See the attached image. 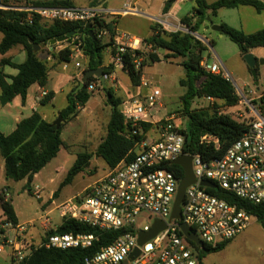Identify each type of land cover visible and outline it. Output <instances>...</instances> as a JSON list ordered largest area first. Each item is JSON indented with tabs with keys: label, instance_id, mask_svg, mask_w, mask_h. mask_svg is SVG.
Wrapping results in <instances>:
<instances>
[{
	"label": "built area",
	"instance_id": "obj_1",
	"mask_svg": "<svg viewBox=\"0 0 264 264\" xmlns=\"http://www.w3.org/2000/svg\"><path fill=\"white\" fill-rule=\"evenodd\" d=\"M0 8L7 9L1 4ZM15 9L25 11L29 22L37 18L50 23L84 22L95 26L105 21L114 22L115 27L117 16L139 13L131 5L117 12L103 4L88 7L28 4ZM159 21L167 32L190 33L182 24L173 25L164 19ZM97 37L103 40L110 37V32L106 28H98ZM114 43L116 50L111 62L122 68L123 56L129 51L139 50L141 44L136 37L119 33L117 29ZM58 44H64L63 49L71 50L69 63L74 62L77 69L84 68L88 58L80 34ZM135 63L139 67L138 60ZM201 66L206 72L228 79L217 63L209 66L203 60ZM104 78L108 82L112 80V74H104ZM96 79L97 82L88 86L89 92L101 86L100 80ZM142 86L149 88V92L141 98L124 101L121 105L126 122L137 128L132 134L140 137L132 150L134 157L110 168L82 193L57 207L62 221L75 219L95 229L96 233L47 234L49 229H46L43 238L36 243L32 236L26 238L24 235L28 228L35 225L34 221L27 228L24 225L15 226L3 211L0 228L19 232L15 239L2 236L4 239L0 243V254L4 252V247H9L11 264H24L32 252L39 248L92 250L99 236L116 232L118 236L108 245L88 254L84 264H204L197 250L201 248L188 240L182 225L196 233L204 245L212 247L235 239L248 228L252 216L241 206V201L254 205L264 204V112L260 113L251 100L242 95L241 98L253 113V117L245 122L247 130L221 157L204 161L200 155L185 151V136L181 132L185 129L182 118L171 114L156 120L157 109L163 108L160 90L149 82H144ZM46 95L47 92H43V96ZM146 124L151 125V128L144 130ZM200 143L213 144L217 148L220 145L219 139L212 135H204ZM181 156L192 157L196 181L185 191L181 218L172 219L183 178H180L177 171L168 169V166H178L172 162ZM203 181H209L215 188L203 186ZM217 190L227 193L228 197L211 193ZM3 194L8 201V190L4 189ZM42 219L45 220L43 228H48L51 224L50 213L43 211ZM157 220L163 222L165 228L154 238L140 244V234L150 232ZM137 250L138 255H135Z\"/></svg>",
	"mask_w": 264,
	"mask_h": 264
},
{
	"label": "trees",
	"instance_id": "obj_2",
	"mask_svg": "<svg viewBox=\"0 0 264 264\" xmlns=\"http://www.w3.org/2000/svg\"><path fill=\"white\" fill-rule=\"evenodd\" d=\"M176 0H165L163 13L167 14ZM195 7L193 11L181 19V24L187 27L190 33L182 31L167 32L163 26L158 23L152 25V36L145 42L153 50L161 49L167 52L166 59H181L180 65L187 70L186 79H182L180 84L187 87L188 92L182 111L186 115V126L181 132L185 136V151L192 155L198 154L204 161H210L221 157L226 150L239 139L247 130L245 122H238L229 114L220 112V108H208L203 110H191L189 102L190 97L213 98L216 101L223 102L224 107H235L241 101L235 87L222 75L206 72L201 66L204 60V53L207 46L192 34L197 33L207 17L216 16L218 10L222 8H238L240 6L253 7L258 13L264 12V3L260 0H217L209 4L207 0H194ZM7 9H0V32L3 39L0 42V54L5 55L15 47L21 46L26 52V60L23 63H13L10 59L3 58L0 67L10 66L18 70L16 76H10L4 73L0 68V104L5 106L11 103L16 97H21L24 104L28 90L34 84L41 88H46L49 84V68L45 61H42L39 54L34 52V44L41 48L48 47V52L54 56L55 46L51 42L58 40L69 33L78 29L79 24L67 22H48L45 24L37 18L33 21H27L28 14L25 11L16 10L15 6L9 5L5 0L1 2ZM102 4V0H95L93 6ZM36 6H73L70 0H54L50 2H34ZM223 33L234 42L242 56L250 53L251 50L264 47V29L255 33L247 34L244 31L222 23ZM106 28L110 32L109 42L105 43L97 37V29ZM114 22H98L94 26V37L87 32L80 35L82 47L87 55L88 64L85 73L88 70H96L104 67V74H112V66H104L105 51L114 46L115 36ZM213 47L214 43H209ZM69 48L59 51L58 58L62 62H69L71 55ZM115 54V50H113ZM143 53L140 50L129 51L124 56L123 70L127 72L133 86H139L143 77V68L147 65L144 61L137 67L135 63ZM149 60L152 63L160 62L162 59L155 53L149 54ZM97 80L90 77L87 82L80 83L74 87L68 94V106L61 111L63 123L59 128L46 121L39 112L23 119L17 128L9 135L0 131V158L4 161L5 177L9 181L19 182L27 180V186L30 188L34 177L44 169L54 158L57 157L61 147L64 145L62 140V130L65 124L73 121L84 109L93 96L88 91V86ZM110 89L111 99H108L111 105V116L107 127V134L98 146L96 156L102 158L109 168H114L123 160H131L134 157L133 149L139 140V135H133V128L126 122L121 112V101L115 98L114 91ZM54 97V92L49 91L41 103L47 104ZM264 101V98L261 99ZM144 130L151 128V125L143 126ZM204 135H212L219 139L220 145L217 148L213 144H201V138ZM91 154H79L74 166L68 172L62 186L71 184L74 178L83 172L89 165ZM168 169L178 172L180 178L184 177V171L179 166L169 165ZM217 196L228 197L227 193L220 190L211 191ZM243 208L260 222L264 221V204L254 205L241 201ZM0 206L9 220L16 226L18 218L10 200H5V195L0 194ZM5 230L0 228V236L5 234ZM52 233H73V234H92L96 230L75 220L64 219L56 230ZM118 236V233H104L99 236L92 250H48L39 248L25 260L24 264H84L85 257L98 251L103 246L108 245ZM230 241L222 243L217 247L205 245L204 250L192 246L199 251L200 260L203 261L206 255L222 251Z\"/></svg>",
	"mask_w": 264,
	"mask_h": 264
},
{
	"label": "rangeland",
	"instance_id": "obj_3",
	"mask_svg": "<svg viewBox=\"0 0 264 264\" xmlns=\"http://www.w3.org/2000/svg\"><path fill=\"white\" fill-rule=\"evenodd\" d=\"M36 1L50 2L54 0ZM94 1L70 0L73 6L82 7L93 6ZM106 1L107 6L118 7L120 9H124L125 4L129 3L133 5L138 1L137 9L140 11V14H128L122 18H118V29L119 33H128L139 38L142 34H147L150 29V23L146 15L156 18L161 17L164 5L163 0ZM260 1L264 2V0ZM1 2L3 0H0V4ZM102 4L105 5V3ZM3 6L6 7L5 5ZM181 6L183 8L176 12V16L179 19L193 11L195 2L194 0H186ZM210 18L212 24L208 21L207 17L199 31L194 33L193 36L208 48L204 53V61L209 66H212L214 63L220 66L223 73L235 87L241 101L237 106L230 108L224 107L223 102L210 101L207 98L196 96L190 97L187 101L189 102L190 109L193 111L215 108L217 106L220 108V112L231 115L236 121L247 122L253 117V113L247 103L243 101L244 99L241 98L242 95L246 99L251 100L252 105L256 106L260 113L264 112V101L261 100L262 97L264 98V47L253 49L250 52L257 59L255 66L257 76L254 77L253 70L249 67L244 56L241 55L238 46L226 34L214 31L212 25H219L221 22H225L237 29H242L243 27L246 33H255L264 29V12L258 13L253 7L247 6L235 9L224 8L220 14L210 16ZM116 20L117 18L114 21ZM43 23L50 24L48 22ZM2 36L3 34L0 32V42ZM103 42H109V37L103 38ZM210 42L214 43L213 47L210 46ZM55 45L56 56L48 52V47L43 46L40 49V58L46 62L49 71L58 72L61 76L60 82L68 79V82L72 84L79 83L87 67L77 69L74 66V62L66 66L65 62H62L58 58V53L61 51L58 43ZM140 49L143 55L138 58V66H140L142 61L147 65L143 68V77L139 86H133L127 72L122 67H118L111 62L113 50H116L115 47L112 46L109 48L110 51L108 49L105 51L104 65L113 67L112 80L107 82L108 87L114 91L115 98L120 99L122 105L124 101L141 98L145 93H148L149 88H144L142 85L144 82L151 83L156 89L160 90L161 103L163 105L162 109H157L158 115L156 120L174 114L176 117L183 119V127L185 128L186 115L182 111V104L185 101L188 89L187 87H183L180 81L186 79L187 70L179 64L181 63V59H166L164 58L167 54L166 51L161 49L153 50L143 43ZM150 53L157 54L162 60L152 63L149 60ZM16 60L21 62L23 59L21 57ZM93 82L97 81L94 80ZM91 93H93V96L77 119L65 124L61 136L64 145L61 147L57 157L37 174L35 184L29 188L27 180L19 182L11 181L9 183L10 191L7 189L9 192L8 196L18 213L20 224L27 228L32 221H38L36 225H39H34L35 227L29 230L33 235V241L36 243L43 238L46 229H49V231L56 230L63 222L59 217L57 207L82 193L86 187L93 184L110 169L105 161L97 157L95 153L107 134V127L111 116V105L102 85L98 86ZM64 104L63 97L60 95L55 105L61 107ZM2 114L3 112H0V129L2 128L1 123L5 121ZM83 153L92 155L88 167L77 175L71 184L62 186L68 172L76 163L79 154ZM1 164L3 165V162ZM3 173L0 174V189L4 186L3 181L6 180ZM36 186L38 188H35ZM40 208L41 211L39 213ZM43 210L50 213L51 224L48 228L41 226L45 222L44 219L41 220L40 218L43 216ZM3 239L0 236V243H2ZM4 248V252L0 254V264H10L8 257L10 249L9 247ZM204 264H264V227L262 226V222L255 217H251L248 228L235 239L231 240L222 251L206 255Z\"/></svg>",
	"mask_w": 264,
	"mask_h": 264
},
{
	"label": "crops",
	"instance_id": "obj_4",
	"mask_svg": "<svg viewBox=\"0 0 264 264\" xmlns=\"http://www.w3.org/2000/svg\"><path fill=\"white\" fill-rule=\"evenodd\" d=\"M4 1V0H3ZM5 1H7V3L9 4V5H12V6H15V7H25L26 5H28V4H34V2H41V1H36V0H5ZM164 1V4H165V0H163ZM217 0H207V2L209 3V4H211V3H214V2H216ZM184 1H178V2H175L174 3V5L172 6V8H171V10L167 13V14H164L163 13V7H164V5H163V7H162V15H161V17H159V18H156V17H153V16H151V15H146V16H148V20H149V23H150V29H149V31H148V33L147 34H142V36H140V38L139 37H137V36H134V37H136V39H138L139 41H140V45H139V50H141L140 49V46L142 45V43L144 44V45H146L147 46V43L145 42L147 39H149L151 36H152V34H153V31H152V25L154 24V23H158V24H161L160 23V21H159V19H164V20H167V21H169V23H171V24H173V25H178V24H181V19H179L177 16H176V12L178 11V10H180L181 8H183L182 6H181V4L183 3ZM102 3H105V5L104 6H106L107 8H109V9H112V10H115V11H117V12H119V11H121V10H123V9H120V8H118V7H113V6H107V1L106 0H102ZM264 3V2H263ZM126 5H131V4H125V6ZM137 5H138V1L135 3V4H133V5H131L134 9H136L137 11H139L138 9H137ZM195 7V6H194ZM240 7H245V6H240ZM240 7H238V8H240ZM247 7H249V6H247ZM125 8V7H124ZM194 9V8H193ZM224 8H222V9H220V10H218V13H217V15L218 14H220V12L223 10ZM235 9V8H234ZM191 13V12H190ZM189 13V14H190ZM136 14H140V11H139V13H136ZM188 15V14H187ZM216 15V16H217ZM123 16H125V15H120V16H118V17H116L117 18V20H116V29L118 30V32H119V29H118V18H122ZM222 23H225V22H221L219 25H221ZM225 24H227V23H225ZM229 25V24H228ZM229 26H231V27H234V26H232V25H229ZM165 28V27H164ZM235 28V27H234ZM240 30H242V31H244L245 32V29L242 27V29H240ZM246 33V32H245ZM247 34H251V33H247ZM2 39H3V36H2ZM2 41V40H1ZM59 45V48L61 49V50H63V48H62V46L64 45V44H58ZM150 47V46H149ZM108 51H110L109 50V48H108ZM105 54V53H104ZM39 56H40V54H39ZM22 57V61L21 62H18L16 59H18V58H21ZM3 58H7V59H10L13 63H17V64H20V63H23L25 60H26V52L24 51V49H23V47H15V48H13L12 50H10L9 52H7L5 55H1L0 54V59H3ZM48 59H50V58H48ZM206 62V61H205ZM72 63V62H71ZM70 63L69 62H65V65L67 66V65H69ZM87 64H88V59L84 62V67H87ZM214 64H216V63H214ZM213 64V65H214ZM105 66V65H104ZM1 69H3V71H4V73L5 74H7V75H10V76H16L17 74H18V70L17 69H15V68H13V67H10V66H5V67H0ZM76 68V67H75ZM84 72H85V70H84ZM85 75V74H84ZM80 76V75H79ZM61 76L58 74V72H56V71H49V84H48V86L44 89V88H41L40 86H38L37 84H34V85H32L31 87H30V89L28 90V95H27V99H26V101H25V103L23 104L22 103V99H21V97H16L11 103H9V104H7V105H5V106H2L1 104H0V112H3V114H2V116H3V119H5V121H4V123H1V126H2V128L0 129V131L2 132V133H4L5 135H9V134H11L16 128H17V125L23 120V119H25V118H28V117H30L32 114H33V112H39L41 115H42V117L46 120V121H48V122H50V123H54L55 122V120L57 119V117H58V113L59 112H61L63 109H65L67 106H68V94L72 91V89L74 88V87H76V86H78V84L79 83H82V79H83V75H82V77H81V79H80V82L79 83H77V84H72V83H70V82H68V79L66 80V81H64V80H62L61 82H60V78ZM49 91H53L54 92V97L52 98V100L50 101V102H48L47 104H42L41 103V101L45 98V96H43V92H49ZM0 93H1V91H0ZM115 94V93H114ZM146 94V93H145ZM60 95H62V97H63V101L65 102V104H64V106H61V107H57L56 105H55V103L57 102V100H58V98H59V96ZM48 107H50L49 109H48ZM85 109V108H84ZM84 109H82L81 111H80V113L84 110ZM79 113V114H80ZM79 116V115H78ZM77 116V117H78ZM77 117L74 119V120H76L77 119ZM73 120V121H74ZM70 122H72V121H70ZM69 122V123H70ZM68 124V123H67ZM65 128V127H64ZM63 131V130H62ZM1 162H3V165H4V161L2 160V159H0V174L2 173V172H4L3 173V175L5 176V168H4V171H3V165L1 164ZM42 171V170H41ZM40 171V172H41ZM39 172V173H40ZM6 178V177H5ZM36 179H37V174L35 175V177H34V181H33V183H32V185L33 184H35V182H36ZM23 181V180H22ZM11 181H9V180H5V181H3V184H4V186L2 187V189H0V194L1 193H3L2 191L4 190V189H8L9 191H10V186H9V183H10ZM35 188H38V186H36ZM10 201H11V203H12V200L11 199H9ZM13 205V204H12ZM42 206V205H41ZM13 208H14V211H15V213H16V216H17V218H18V226H20L21 224H20V222H19V216H18V213H17V211H16V209H15V207L13 206ZM40 211H41V208H40V210H39V213H40ZM44 211V210H43ZM52 212V211H51ZM2 213H3V210H2V208H1V206H0V216L2 217ZM41 218V217H40ZM39 218V219H40ZM61 219V218H60ZM33 222V221H32ZM35 222V225H36V223L38 222V221H34ZM39 225V224H38ZM38 225H36V226H38ZM41 225V224H40ZM61 225V224H60ZM59 225V226H60ZM42 226V225H41ZM33 227H35V226H33ZM33 227H30V228H33ZM30 228L25 232V237L27 238V237H30V236H33L32 234H31V232L29 231L30 230ZM6 232H5V234L3 235V236H5V238H8V239H15V236H17L18 234H19V232H18V230H5ZM8 257H9V261H10V253H9V255H8ZM203 262H204V260H203ZM10 264H11V261H10Z\"/></svg>",
	"mask_w": 264,
	"mask_h": 264
},
{
	"label": "water",
	"instance_id": "obj_5",
	"mask_svg": "<svg viewBox=\"0 0 264 264\" xmlns=\"http://www.w3.org/2000/svg\"><path fill=\"white\" fill-rule=\"evenodd\" d=\"M208 21L212 24L211 18L208 17ZM212 29L217 32L223 33V27L221 25H212ZM87 32L90 36L94 37V26L91 23H80L79 27L77 30L69 33L68 35L58 39V40H53L51 42L52 45H55L57 43H62L64 42L67 38H71L77 34H84ZM41 47L38 44H34V52L38 53L40 51ZM246 62L248 63L249 67L253 70V75L254 77L257 76V72L255 70V66L257 64V59L252 53H248L244 56ZM90 77H96L100 80V83L102 85V88L105 91V94L107 95L108 99H111L110 95V89L108 87V84L104 78V67H101L96 70H88L87 73L83 77L82 83L87 82V80ZM63 122V117L61 115V112L58 113V118L54 123H52L54 126L59 128ZM174 165L180 166L183 171H184V177L182 181L180 182L179 189H178V194L176 197V201L174 204L173 208V213H172V219H180L181 218V203L184 200L185 197V191L187 187H189L191 184L195 183L196 179L193 174V169H192V157L188 156H181L175 161L172 162ZM202 185L205 187H209L211 189H214L215 186L210 183L209 181H203ZM262 226L264 227V221L262 222ZM165 228V224L161 221H156L154 224L153 228L151 229L150 232L148 233H141L140 234V244L146 242L147 240L154 238L161 230ZM182 231L185 234V236L193 242L196 246L200 247L202 250H204L205 245L204 243L199 239L198 235L194 232H192L189 227L186 225H182ZM135 255H138V250L136 251Z\"/></svg>",
	"mask_w": 264,
	"mask_h": 264
}]
</instances>
